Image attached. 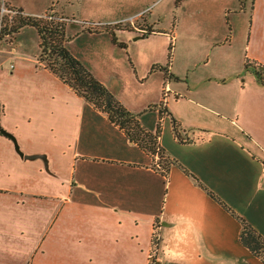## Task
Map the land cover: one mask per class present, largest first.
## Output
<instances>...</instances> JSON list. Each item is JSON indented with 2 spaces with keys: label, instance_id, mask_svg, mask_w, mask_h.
Listing matches in <instances>:
<instances>
[{
  "label": "crops",
  "instance_id": "1",
  "mask_svg": "<svg viewBox=\"0 0 264 264\" xmlns=\"http://www.w3.org/2000/svg\"><path fill=\"white\" fill-rule=\"evenodd\" d=\"M3 2L35 17L56 7L69 22L67 33L72 28L76 36L90 25L100 27L57 2L45 13L29 9L44 0ZM180 3L195 5L221 33L229 27L232 41L241 42L240 25L247 26L250 80L235 73L219 81L239 76L237 124L204 127L210 143L221 136L234 137L236 145L197 151L202 171L195 174L203 191L197 187L196 195L178 198L168 210L158 155L131 141L40 64V48L37 54L0 49V264H264L239 242L241 220L264 238V74L262 81L256 74L264 72V0ZM247 59L254 67L246 69ZM139 121L162 145L159 129H147L141 115Z\"/></svg>",
  "mask_w": 264,
  "mask_h": 264
},
{
  "label": "rangeland",
  "instance_id": "2",
  "mask_svg": "<svg viewBox=\"0 0 264 264\" xmlns=\"http://www.w3.org/2000/svg\"><path fill=\"white\" fill-rule=\"evenodd\" d=\"M52 2L63 4L65 11L77 18L100 25L101 32L96 35L81 30L76 36L75 30L69 28L68 49L125 107L141 115L147 129H159L162 145L158 144L152 155H158L165 169L160 178L164 205L170 210L178 198L196 195L197 187L202 192L201 179L195 174L202 171V157L197 151L211 144L236 145L234 137L215 136V142L210 143V133L204 127L210 124L232 128V123L237 124L233 102L239 76L228 84L219 81L235 73H241V81L251 78L244 68L246 24L240 25L241 43L238 38L228 39L232 36L229 27L221 33L196 13L195 5L183 7L177 0H44L29 9L45 13ZM55 8L51 15L56 13L57 18L66 19ZM143 10L144 16L137 19ZM6 19L4 26L8 24ZM147 22L156 33L146 35L150 31ZM192 34L198 36L191 37ZM140 35L148 38L135 40ZM38 41L36 29L26 27L13 42L5 36L0 49L3 52L13 47L37 54ZM188 133L190 140L186 143ZM144 140L149 144L150 139ZM208 192L220 203L214 191Z\"/></svg>",
  "mask_w": 264,
  "mask_h": 264
},
{
  "label": "trees",
  "instance_id": "3",
  "mask_svg": "<svg viewBox=\"0 0 264 264\" xmlns=\"http://www.w3.org/2000/svg\"><path fill=\"white\" fill-rule=\"evenodd\" d=\"M179 2L180 0H177V4ZM1 3L5 2L0 0V5ZM18 10L20 13L12 22L6 20L8 24L3 27L0 40L7 36L13 42L22 29L26 27L36 29L39 37L40 64L45 65L51 73L59 77L61 81L95 109L106 113L109 121L125 131L131 141L138 143L146 150L149 149L148 152L155 153L158 145L157 136L146 132L140 124L139 115L128 111L105 84L99 81L82 61L68 49V20L62 17L57 18L56 13L51 15L54 12L53 7L49 9L46 15L41 17L25 15L24 10ZM85 32L100 33L101 31L98 27L90 25ZM151 33L150 30L146 35ZM113 36V41L116 42L114 33ZM254 65L255 62L246 60V69H250ZM256 74L259 80L262 81L264 72L257 71ZM144 138L150 139L151 143L147 144ZM241 222L240 244L264 263V238L244 220H241Z\"/></svg>",
  "mask_w": 264,
  "mask_h": 264
},
{
  "label": "built area",
  "instance_id": "4",
  "mask_svg": "<svg viewBox=\"0 0 264 264\" xmlns=\"http://www.w3.org/2000/svg\"><path fill=\"white\" fill-rule=\"evenodd\" d=\"M19 10L15 9V8H11L9 6H6L5 4H3V6L0 9V15H1V20H0V34L1 31L3 29L4 26V19L7 18L6 20L9 21H13L18 15H19ZM1 41V40H0ZM151 264H154V262H152Z\"/></svg>",
  "mask_w": 264,
  "mask_h": 264
}]
</instances>
